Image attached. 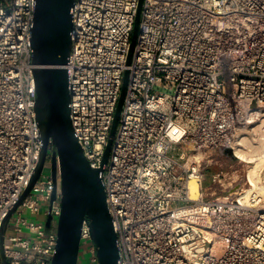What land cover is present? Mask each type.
Here are the masks:
<instances>
[{
    "label": "built area",
    "instance_id": "2783aa9c",
    "mask_svg": "<svg viewBox=\"0 0 264 264\" xmlns=\"http://www.w3.org/2000/svg\"><path fill=\"white\" fill-rule=\"evenodd\" d=\"M138 2L74 0L65 65L72 126L91 168L101 166L129 72L101 173L118 264H264V200L229 175L238 136L264 116V0H143L126 65ZM35 3L0 0V231L42 147L30 42ZM50 146L48 172L8 223L9 264H49L53 256L55 232L24 217L60 213L59 197L50 207ZM83 242L77 264H99L86 224Z\"/></svg>",
    "mask_w": 264,
    "mask_h": 264
},
{
    "label": "water",
    "instance_id": "95a60500",
    "mask_svg": "<svg viewBox=\"0 0 264 264\" xmlns=\"http://www.w3.org/2000/svg\"><path fill=\"white\" fill-rule=\"evenodd\" d=\"M74 0H36L31 30L35 112L42 147L36 169L18 202L4 218L0 231V261L9 264L5 254V232L12 215L28 197L49 160L53 192L50 207L59 197L56 245L49 264H77L80 236L86 224L91 233L99 264H118L119 251L112 217L106 203L101 173L108 162L119 116L125 98L128 75L123 76L109 138L99 168H91L77 141L70 118V92L65 65L71 52V13ZM143 0H139L126 65L132 60ZM231 153L230 150H228ZM51 226V214L45 227Z\"/></svg>",
    "mask_w": 264,
    "mask_h": 264
},
{
    "label": "rangeland",
    "instance_id": "374dc122",
    "mask_svg": "<svg viewBox=\"0 0 264 264\" xmlns=\"http://www.w3.org/2000/svg\"><path fill=\"white\" fill-rule=\"evenodd\" d=\"M253 123V124H252ZM251 125L241 131L240 135L237 138L238 144L235 145L237 148V159H235L232 163L234 164L233 168L231 169L230 176L236 180H242L245 182L246 174L249 167H252L261 156V140L264 137V116H259L257 120L251 121ZM256 129H252V128ZM238 146V147H237ZM48 168L44 169V173L48 172ZM215 171L214 168L207 169L205 174V180L203 182L204 186L210 184L211 175ZM259 180H261V186L263 187L264 193V171L260 173ZM246 186V185H245ZM264 199V198H263ZM25 218L32 220V221H43L45 220L42 217L37 215L26 214L24 215ZM57 217L53 218V221L56 222ZM8 233L6 230L5 235ZM10 233V232H9ZM88 246L87 243L83 242L80 246L81 250H85ZM79 262H82V257L79 258Z\"/></svg>",
    "mask_w": 264,
    "mask_h": 264
},
{
    "label": "bare ground",
    "instance_id": "6f19581e",
    "mask_svg": "<svg viewBox=\"0 0 264 264\" xmlns=\"http://www.w3.org/2000/svg\"><path fill=\"white\" fill-rule=\"evenodd\" d=\"M252 129H256L255 127ZM257 130V129H256ZM261 156L259 160L252 166L249 167L247 174H246V186L245 192L247 195H255L256 198H264L263 187L261 186V180H259L260 173L264 171V137L261 140ZM238 147V146H237ZM237 148L234 149V157L237 158ZM192 192L196 193V184L195 182L191 183ZM195 196V194H193ZM264 200V199H263Z\"/></svg>",
    "mask_w": 264,
    "mask_h": 264
},
{
    "label": "crops",
    "instance_id": "0c3cea01",
    "mask_svg": "<svg viewBox=\"0 0 264 264\" xmlns=\"http://www.w3.org/2000/svg\"><path fill=\"white\" fill-rule=\"evenodd\" d=\"M53 218H54V216L51 217V226L48 227V228L45 227V232H46L47 234H50V233H54V232H55L56 222L53 221ZM45 221H46V220H45Z\"/></svg>",
    "mask_w": 264,
    "mask_h": 264
}]
</instances>
